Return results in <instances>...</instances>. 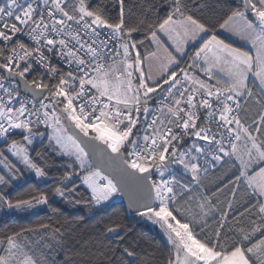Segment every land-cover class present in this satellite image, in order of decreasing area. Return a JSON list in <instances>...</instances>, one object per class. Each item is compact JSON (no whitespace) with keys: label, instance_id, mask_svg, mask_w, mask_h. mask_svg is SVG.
Here are the masks:
<instances>
[{"label":"snow or ice","instance_id":"snow-or-ice-1","mask_svg":"<svg viewBox=\"0 0 264 264\" xmlns=\"http://www.w3.org/2000/svg\"><path fill=\"white\" fill-rule=\"evenodd\" d=\"M163 2L154 23H129L126 0L0 5V209L49 203L9 191L24 172L50 175L30 153L46 138L66 158L53 195L68 198L78 179L89 207L126 198L165 238L163 264H264V0H220L217 24L198 12L203 0ZM210 172L225 176L217 191L230 186L227 210L200 191ZM104 231L124 240L118 223ZM58 232L42 223L0 236V264H49L48 245L27 234ZM121 247L123 264H138Z\"/></svg>","mask_w":264,"mask_h":264},{"label":"trees","instance_id":"trees-1","mask_svg":"<svg viewBox=\"0 0 264 264\" xmlns=\"http://www.w3.org/2000/svg\"><path fill=\"white\" fill-rule=\"evenodd\" d=\"M5 0H0L3 5ZM95 4H111L112 0H90ZM220 0H203V6L198 12L211 23L220 21L224 9L217 6ZM232 4H238L239 0H229ZM200 0H197V4ZM193 4V7H197ZM166 4L163 0H126L125 9L129 23L146 19L154 23L158 17L164 15ZM116 8H112L113 15ZM221 39L229 43L219 35ZM134 36L141 37L140 33ZM33 157L44 164L49 176L38 182L34 178L24 179L22 183H16L10 190L11 198L26 197L29 193H47L49 203L43 205L38 212L30 209L27 211H0V236L18 231L24 228H36L42 223L53 225L59 232L56 240L51 234L40 236L28 233L31 240L37 244H47L40 250L48 257L50 264H109L111 258L115 264H123L124 258L120 256L122 245L130 246L138 255L128 257L127 260H137L138 264H163L169 255V246L165 238L152 228L148 223L138 220L136 215H131L120 201H109L103 206L89 207L86 203L89 191L86 190L77 179L78 188L68 198H60L53 195L54 188L59 186L56 181L63 172L62 161L49 147L46 141L30 146ZM183 177L182 175H178ZM75 179V178H74ZM68 185V188H71ZM247 215V214H246ZM111 223L120 225V234L124 236L121 241L115 234H107L104 229ZM247 223V221H245ZM259 237V233H257ZM255 239V238H254ZM106 253L107 257L100 255Z\"/></svg>","mask_w":264,"mask_h":264},{"label":"rangeland","instance_id":"rangeland-1","mask_svg":"<svg viewBox=\"0 0 264 264\" xmlns=\"http://www.w3.org/2000/svg\"><path fill=\"white\" fill-rule=\"evenodd\" d=\"M226 33V32H225ZM227 34L229 35V36H234L235 38H236V40L237 41H239V42H241L242 43V45H241V49H245V50H247V49H250V45L248 44V43H246L245 41H243V40H241L238 36H235V35H233V34H231V33H228L227 32ZM238 47V46H237ZM48 131H50V130H48ZM44 141H46V143L48 144L49 142H48V140L45 138L44 139ZM35 143H41L40 142V140L39 139H37L36 141H35ZM58 155V154H57ZM59 156V155H58ZM59 157H61V156H59ZM66 159V158H65ZM178 175H180L179 174V172H177V176ZM28 178H34V179H36L38 182H41L43 179H39V178H36L33 174H31V173H28V172H24L23 174H22V177H21V179L19 180V181H17L16 183H18V184H20V183H22L23 182V180L24 179H28ZM217 178H219L220 179V181H222V180H224V178L225 177H221V176H218ZM15 183V184H16ZM204 183H206V184H208V187L210 186V183L209 182H207V181H205ZM220 184V182H214V183H212L211 185L212 186H217V185H219ZM86 190H88L87 188H86V186H84V185H82ZM206 186V185H205ZM227 187H230V186H223V187H221L220 188V190L219 191H217V189L214 191V193H211L210 194V197L214 200V201H216L220 206H222V204H223V202L221 201V198L222 197H224V191H225V189L227 188ZM11 190V188L9 189V191ZM89 191V190H88ZM120 199H119V196L117 195V196H115V197H113L110 201L111 202H114V201H119ZM43 207V205H37V206H35L34 208H32V209H30L31 211H33V212H38V211H40V209ZM1 210H3V209H0V211ZM137 218H138V220H140L141 222H145V223H148L152 228H155V229H157V231L160 233V231L158 230V228L157 227H154V226H152L149 222H146V221H143V220H141V218H139L138 216H136ZM40 250V249H39ZM41 252H43L42 250H40ZM47 255V254H46ZM49 264H50V262H49Z\"/></svg>","mask_w":264,"mask_h":264},{"label":"crops","instance_id":"crops-1","mask_svg":"<svg viewBox=\"0 0 264 264\" xmlns=\"http://www.w3.org/2000/svg\"><path fill=\"white\" fill-rule=\"evenodd\" d=\"M219 35H221L223 38H225L227 41H229L230 44H232L233 46H238V47H241L242 43L237 41L236 38L234 36H229L227 34V32L225 33V31L223 30H219ZM218 176H221V177H225L224 175H221L220 173H216L215 175H213V173H209L206 177H204L203 179V184L205 187L201 188L200 191L201 192H206L209 196L211 193H214V191L217 189V186H212L211 184L214 183V182H220V179L217 178ZM178 179H180L181 181H184V177H180V176H177ZM205 181L209 182L210 183V186L208 187V184L204 183ZM223 187V186H221ZM228 189L229 187H227L224 191V197L221 198V201L223 202L222 204V207H225V210H227V207H226V201H230L233 199L232 195L231 194H228L227 196H225V193H228Z\"/></svg>","mask_w":264,"mask_h":264},{"label":"water","instance_id":"water-1","mask_svg":"<svg viewBox=\"0 0 264 264\" xmlns=\"http://www.w3.org/2000/svg\"><path fill=\"white\" fill-rule=\"evenodd\" d=\"M119 196V201H120V203H122L125 207H126V209H127V211L129 212V214H131V215H135V213H134V210H132V209H130L129 207H128V202H127V199L126 198H124V197H122V196H120V195H118Z\"/></svg>","mask_w":264,"mask_h":264},{"label":"built area","instance_id":"built-area-1","mask_svg":"<svg viewBox=\"0 0 264 264\" xmlns=\"http://www.w3.org/2000/svg\"><path fill=\"white\" fill-rule=\"evenodd\" d=\"M22 39H25V41L27 42L26 38H22ZM101 206H103V205H101Z\"/></svg>","mask_w":264,"mask_h":264}]
</instances>
